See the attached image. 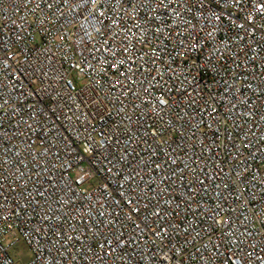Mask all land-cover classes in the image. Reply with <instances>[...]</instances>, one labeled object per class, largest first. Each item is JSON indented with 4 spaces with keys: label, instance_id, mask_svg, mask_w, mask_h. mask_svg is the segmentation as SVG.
<instances>
[{
    "label": "built area",
    "instance_id": "2783aa9c",
    "mask_svg": "<svg viewBox=\"0 0 264 264\" xmlns=\"http://www.w3.org/2000/svg\"><path fill=\"white\" fill-rule=\"evenodd\" d=\"M0 264H264V0H0Z\"/></svg>",
    "mask_w": 264,
    "mask_h": 264
},
{
    "label": "rangeland",
    "instance_id": "374dc122",
    "mask_svg": "<svg viewBox=\"0 0 264 264\" xmlns=\"http://www.w3.org/2000/svg\"><path fill=\"white\" fill-rule=\"evenodd\" d=\"M13 256H18L21 255L23 256V261H27L31 257V253L29 251L28 246L24 243L21 242L12 252Z\"/></svg>",
    "mask_w": 264,
    "mask_h": 264
}]
</instances>
